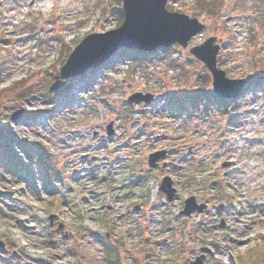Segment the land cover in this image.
Returning <instances> with one entry per match:
<instances>
[{"label":"rangeland","instance_id":"1","mask_svg":"<svg viewBox=\"0 0 264 264\" xmlns=\"http://www.w3.org/2000/svg\"><path fill=\"white\" fill-rule=\"evenodd\" d=\"M165 7L204 22L186 47H120L50 90L87 33L122 22V0H0V264L264 259V0ZM212 35L218 67L247 79L232 99L213 95L210 72L189 52ZM135 91L153 102L128 104ZM11 146L33 161L25 157L20 175L8 167ZM160 147L166 166L149 168ZM164 174L176 187L169 202L158 188ZM188 195L205 209L181 214Z\"/></svg>","mask_w":264,"mask_h":264},{"label":"water","instance_id":"2","mask_svg":"<svg viewBox=\"0 0 264 264\" xmlns=\"http://www.w3.org/2000/svg\"><path fill=\"white\" fill-rule=\"evenodd\" d=\"M166 0H122L124 12L122 22L102 32L87 33L68 53L65 61L50 84V90H55L65 83V79L83 74L87 69L100 65L120 47L151 50L158 46H168L178 43L186 47L188 40L200 32L204 22L195 16L178 11H169L165 7ZM215 36H208L201 43L189 47V52L203 62L211 73L212 89L219 96L230 98L236 96L246 83L244 78H230L225 71L217 66L216 54L219 44ZM153 94L135 91L127 96L128 102H150ZM22 109L13 110L11 120L20 117ZM106 132H113L112 122L106 124ZM165 154L164 149L155 150L148 154L149 166L156 165V159ZM227 165V162H223ZM167 200H172L175 187L169 175L161 178L159 185ZM205 203H197L193 195L184 200L182 214L188 215L193 209L201 212ZM51 218V216H50ZM62 224H59L61 227ZM0 240V245H2ZM193 264H202L195 260Z\"/></svg>","mask_w":264,"mask_h":264},{"label":"trees","instance_id":"3","mask_svg":"<svg viewBox=\"0 0 264 264\" xmlns=\"http://www.w3.org/2000/svg\"><path fill=\"white\" fill-rule=\"evenodd\" d=\"M254 68H255V66H254ZM2 133H5L3 130L1 131ZM13 138H10V140H9V143L7 144L8 145V147H10V143H12L11 142V140H12ZM12 148H13V146H11ZM11 151H13V153H14V148L11 150ZM21 154H23V152H21ZM21 154H18V153H14L13 155H12V160H11V162H13V165L12 166H8V167H10L9 169H15V168H17V170H20L19 172H18V174L20 175V173L22 172V171H26V169H27V167H28V165L29 164H27L25 161H26V158L25 157H27L28 159H30V161H32L31 160V157H30V155H29V153H25L24 154V156L23 157H21ZM3 158V157H2ZM25 159V160H24ZM32 163H33V161H32ZM53 196V195H52ZM52 201H55V200H53V199H50L48 202V204L50 205L51 203H52ZM259 264H264V259H262L261 261H260V263Z\"/></svg>","mask_w":264,"mask_h":264},{"label":"bare ground","instance_id":"4","mask_svg":"<svg viewBox=\"0 0 264 264\" xmlns=\"http://www.w3.org/2000/svg\"><path fill=\"white\" fill-rule=\"evenodd\" d=\"M52 196V195H51ZM50 199H52V198H50ZM49 199V200H50ZM169 202V201H168ZM49 220H50V222H49V224H52V221H51V218L49 217ZM60 224V223H59ZM59 224L55 227V231L56 232H60L61 233V235L63 236V237H66V232H64V230H63V226L61 225V227H59Z\"/></svg>","mask_w":264,"mask_h":264}]
</instances>
